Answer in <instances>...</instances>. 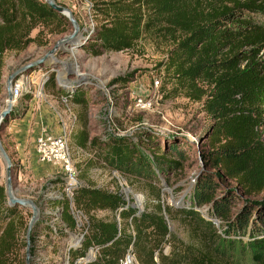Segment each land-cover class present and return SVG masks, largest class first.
Instances as JSON below:
<instances>
[{
  "label": "trees",
  "instance_id": "obj_1",
  "mask_svg": "<svg viewBox=\"0 0 264 264\" xmlns=\"http://www.w3.org/2000/svg\"><path fill=\"white\" fill-rule=\"evenodd\" d=\"M89 1L100 19L91 28H80L77 49L96 57L129 50L143 36L167 33L174 42L160 66L172 72L175 85L200 102L212 121L203 170L180 206H169L160 186L168 182L161 175L175 172L185 159L184 137L165 138L161 148L158 137L146 132L136 139L88 138L81 132L79 147L89 145L110 170L144 182L146 206L141 211L133 208L119 192L76 187L73 203L87 215V223L78 246L68 250L71 264L90 247L98 248L90 264H120L128 253L138 264H264V201L249 199L264 190V59L257 57L264 50V0ZM40 26L58 34L71 24L45 0H0V78L3 53L25 50L37 41L39 33L34 38L31 33ZM37 66L50 71L48 62ZM50 76L45 87L55 84ZM63 93L67 101L86 103L77 85ZM29 96L21 98L22 109H12L6 123L24 114ZM63 183L56 178L49 186ZM239 198L245 205L231 215ZM56 203L62 207L59 219L73 230L69 202ZM20 208L7 204L0 185V264H15L11 256L26 249V236L20 235L27 225ZM98 210L111 216L99 219L91 214ZM44 216L31 231L30 253L37 250L41 236L70 238L67 230L50 225L49 215ZM177 222L186 227L192 243L170 228ZM20 259L18 264H26L24 255Z\"/></svg>",
  "mask_w": 264,
  "mask_h": 264
},
{
  "label": "rangeland",
  "instance_id": "obj_2",
  "mask_svg": "<svg viewBox=\"0 0 264 264\" xmlns=\"http://www.w3.org/2000/svg\"><path fill=\"white\" fill-rule=\"evenodd\" d=\"M55 1L56 4L68 8L72 12L80 28H91L100 19L95 17L96 14L93 12L89 0ZM227 4L230 5V3ZM71 27L64 33L56 34L55 32L50 33L48 28L40 26L31 33L33 38L37 37L39 33L37 41L31 43L25 50H11L3 53L0 78L2 84L0 114L7 104L5 91L7 77L27 63L47 55L59 39L71 33ZM58 29L60 30V28ZM38 41L44 44H39ZM173 42L174 40L167 33L165 36L163 34L162 36L146 35L129 50L106 53L96 57L88 55L80 49L69 48L63 54L58 49L47 59L50 71L46 72L44 82H41L40 75L45 70L38 66L25 74L34 79L36 83L34 89L38 90L39 85L43 84L41 92L44 95L43 98L48 94L57 97L58 102L54 105L57 113L55 119L57 125L66 133L79 185L101 188L112 193L119 192L133 208L140 211L146 206L144 182L140 179H126L118 172L110 170L94 149L89 145L79 147L76 139L81 132H85L88 138L101 139L106 136H124L136 139L146 132L157 136L158 142H161L159 146L162 148L165 138L166 141H172L174 138L182 139L184 137L183 141L187 142V145L183 146L185 159H182L181 167L175 172L171 171L166 176L160 174L162 179L168 181H165L160 187L162 197L169 206H180L183 202L186 204L185 195L191 190L196 177L203 170L202 157L204 151L207 150L206 133L212 120L202 112L200 102L191 100L186 95L185 89H179L176 86L175 79L170 78L172 72L167 71L164 66H160L167 57ZM257 57L264 59V50ZM51 60H54V63L50 62ZM51 74L55 84L53 87H45L44 85L49 81ZM154 80H159L158 89L153 88ZM76 85L84 91L85 105L74 104L67 99L63 100V92ZM199 85L205 87L201 82ZM60 86L62 90H59ZM51 89L54 92L49 93ZM25 95L31 96L23 91L20 98L14 101L12 109L19 111L22 109L23 105L20 104V100ZM139 98H146V100L154 98L153 104L147 109L137 108L135 103ZM26 104L24 105L26 106ZM0 137L12 163L13 193L17 198L29 199L35 204L39 212L36 224L45 217L47 211L50 212L53 209L52 202L48 199L51 191L61 187H51L49 182L52 177L62 179L63 174L59 169L48 165L43 168L37 166L35 172L20 165V162L16 160L15 138L17 137L18 143L24 147H32L35 134L28 131L27 128L20 127L18 119L9 121V123L3 122L0 128ZM79 149L89 153L91 157L79 153ZM5 183L6 165L0 155V185L5 188ZM232 185L235 186L234 183ZM249 199L258 202L264 201V190ZM244 205L245 202L239 198L232 205L231 215L240 211ZM20 209L22 210V222L28 227L32 214L31 209L26 207ZM198 210L203 212V207ZM93 216L106 219L111 214L98 210L94 211ZM47 219L49 220L48 217ZM216 225L219 228L220 222H216ZM170 228L180 239L192 243L183 224L179 222L174 225L170 224ZM20 236L25 237L26 232H22ZM37 244L38 248L34 254L29 251V264H71L68 258L70 242L67 237L41 236ZM31 247L30 242V249ZM54 248L58 249L54 251ZM165 250L167 252L168 248ZM22 255L26 258L23 248L11 256L15 260V264H18ZM132 264H138L135 257H133Z\"/></svg>",
  "mask_w": 264,
  "mask_h": 264
},
{
  "label": "built area",
  "instance_id": "obj_3",
  "mask_svg": "<svg viewBox=\"0 0 264 264\" xmlns=\"http://www.w3.org/2000/svg\"><path fill=\"white\" fill-rule=\"evenodd\" d=\"M46 72L40 75L41 82L46 79ZM43 85V84H42ZM42 85H39V89L36 90L34 87L36 83L30 75H23L22 77L15 80L12 84V97L16 101L20 98L23 91L31 94L34 97L42 96ZM160 83L159 80L153 81V88L158 89ZM154 98L137 99L135 106L140 109H147L153 104ZM66 101V99H63ZM35 152L38 160L41 163L49 164L50 166L59 169L63 174V185L60 188H55L49 194L48 199L52 202L53 209L49 212L47 211L45 215H49V220L47 221L50 225H55L64 228L70 233V248H75L78 246L81 239V232L87 223V215L80 209L76 208L73 203V194L76 187L79 186L77 182V172L74 162L71 158L70 148L68 146V140L66 133L60 135H54L46 129H42L40 134L35 139ZM79 153L84 154L86 157H91V155L82 149L78 150ZM67 199L69 202V212L75 221V228L70 230L65 227L59 216L62 211V207L56 203V201H61ZM56 203V204H53ZM91 212V214H93ZM69 248V249H70ZM98 255V248L90 247L84 256L78 258L75 264H90L93 263ZM132 254H127L120 264H132L133 260Z\"/></svg>",
  "mask_w": 264,
  "mask_h": 264
},
{
  "label": "water",
  "instance_id": "obj_4",
  "mask_svg": "<svg viewBox=\"0 0 264 264\" xmlns=\"http://www.w3.org/2000/svg\"><path fill=\"white\" fill-rule=\"evenodd\" d=\"M48 6H50L53 10L61 14L62 16L66 17L68 21L70 22L72 26V31L71 33L65 35L61 39H59L52 50H50L47 55L44 57L37 59L33 62L27 63L26 65L20 67L19 69L15 70L12 74H10L7 79H6V84H5V91H6V96H7V104L6 107L3 109V111L0 114V128L3 124V122H7L8 120V115L12 111V106L14 103L13 97H12V84L15 80L18 78L22 77L26 73H28L30 70L35 68L38 64H42L44 62H47L48 57H50L56 50L60 49L63 53H66L69 48H75L77 49L76 45V39L77 35L80 31V26L78 22L75 20V18L72 15V12L65 7H62L58 4H56L55 0H45ZM50 62L54 63V60H51ZM49 63V62H48ZM82 80V78H81ZM0 155L6 165V183H5V194L7 198V204L10 206H20V207H26L31 209V218L28 223V227L26 230V264H29V251H30V235L31 231L33 228V225L38 219V209L35 206V204L29 200V199H23V198H17L14 193H13V188H12V178H11V168H12V163L7 155L2 142H1V137H0ZM201 173V172H200ZM199 173V174H200ZM198 174V175H199Z\"/></svg>",
  "mask_w": 264,
  "mask_h": 264
},
{
  "label": "crops",
  "instance_id": "obj_5",
  "mask_svg": "<svg viewBox=\"0 0 264 264\" xmlns=\"http://www.w3.org/2000/svg\"><path fill=\"white\" fill-rule=\"evenodd\" d=\"M50 92H54V90L51 89L49 93ZM45 96L47 97L43 98V94L41 97H34L31 95L29 100L24 103H27L26 106L24 105V114L15 118L18 119V125L20 127L25 129L27 128L28 131H31L35 134L32 147H24L23 145L19 144L17 137L15 138L16 143L14 146L17 154L16 160L20 162V165H22L23 168L33 172L37 171V166L39 168H43L45 165L50 166L49 164L41 163L38 160L35 152V139L40 134L41 130L46 129L54 135H60L64 133L63 129L57 125L55 119L57 113L55 112L54 105H56L58 102L56 95L48 94ZM52 179H56V177H52Z\"/></svg>",
  "mask_w": 264,
  "mask_h": 264
},
{
  "label": "bare ground",
  "instance_id": "obj_6",
  "mask_svg": "<svg viewBox=\"0 0 264 264\" xmlns=\"http://www.w3.org/2000/svg\"><path fill=\"white\" fill-rule=\"evenodd\" d=\"M75 52V51H74Z\"/></svg>",
  "mask_w": 264,
  "mask_h": 264
}]
</instances>
